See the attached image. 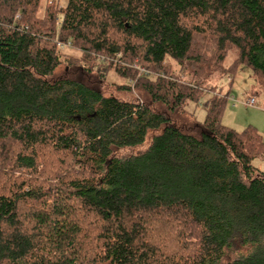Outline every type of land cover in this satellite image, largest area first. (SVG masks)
Masks as SVG:
<instances>
[{
	"label": "trees",
	"instance_id": "16d2710c",
	"mask_svg": "<svg viewBox=\"0 0 264 264\" xmlns=\"http://www.w3.org/2000/svg\"><path fill=\"white\" fill-rule=\"evenodd\" d=\"M241 67L264 93V0H0V264H264Z\"/></svg>",
	"mask_w": 264,
	"mask_h": 264
},
{
	"label": "rangeland",
	"instance_id": "374dc122",
	"mask_svg": "<svg viewBox=\"0 0 264 264\" xmlns=\"http://www.w3.org/2000/svg\"><path fill=\"white\" fill-rule=\"evenodd\" d=\"M47 1L54 2L55 0ZM70 53L78 54L73 51H70ZM236 56V50H231L224 61V66L227 67L231 65ZM92 75L94 74L92 73ZM232 77L231 82L228 81L229 77L221 78L217 81L219 82L218 90L221 94H228L227 103L221 117V124L236 132H241L248 126L254 127L261 135L264 142V93L256 86L255 79L247 68L241 67ZM229 80L231 79L229 78ZM106 83L110 85L109 88L106 86L103 89L106 94L114 93L119 99L130 102L145 100L142 94L136 92L116 94L115 85L121 84L122 82L113 75L112 72L108 73ZM208 97L209 95L205 94L198 105L195 107L191 105L186 107L182 113L175 114L174 118L178 123L188 122L192 118L197 123L201 124L205 117L202 104ZM252 97L255 99V105L253 107L244 105V103ZM254 164L260 170L264 171V160L256 159Z\"/></svg>",
	"mask_w": 264,
	"mask_h": 264
},
{
	"label": "built area",
	"instance_id": "2783aa9c",
	"mask_svg": "<svg viewBox=\"0 0 264 264\" xmlns=\"http://www.w3.org/2000/svg\"><path fill=\"white\" fill-rule=\"evenodd\" d=\"M19 17L16 16L15 19H18ZM60 47H63L64 45L63 44H59ZM244 105L246 106H249V107H253L255 105V99L252 97V98H249L245 103Z\"/></svg>",
	"mask_w": 264,
	"mask_h": 264
}]
</instances>
